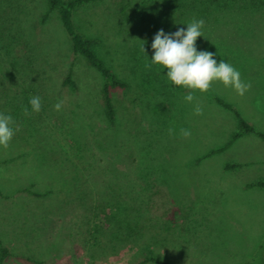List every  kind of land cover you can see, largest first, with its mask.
Listing matches in <instances>:
<instances>
[{
    "label": "rangeland",
    "instance_id": "rangeland-1",
    "mask_svg": "<svg viewBox=\"0 0 264 264\" xmlns=\"http://www.w3.org/2000/svg\"><path fill=\"white\" fill-rule=\"evenodd\" d=\"M3 7L12 18L0 24V113L15 122L0 147V238L13 253L3 264H138L143 247L172 264H264V187L255 185L264 140L247 133L227 144L237 120L216 102L264 132V0H99L74 9L77 31L125 84L111 90L112 122L102 76L72 54L54 12L43 18L44 0ZM193 19L204 20L198 50L238 69L251 84L244 96L221 82L203 93L175 86L151 64L155 34ZM70 64L75 88L61 85ZM85 195L111 199L109 223ZM132 199L138 234L128 233L133 211L120 208ZM87 225H107L115 237L99 247Z\"/></svg>",
    "mask_w": 264,
    "mask_h": 264
},
{
    "label": "clouds",
    "instance_id": "clouds-1",
    "mask_svg": "<svg viewBox=\"0 0 264 264\" xmlns=\"http://www.w3.org/2000/svg\"><path fill=\"white\" fill-rule=\"evenodd\" d=\"M203 27V19H193L186 28H177L172 33H165L163 29H160L151 44L154 50L151 64L167 69L166 77L175 86H183L203 93L209 91L214 82H221L225 87L232 88L238 95L244 96L250 90L251 84L242 80L240 71L224 60L217 61L215 52L198 50L196 42L204 35ZM142 51L145 52L144 46ZM145 67L150 68L151 65L146 64ZM194 99L191 91L184 97L188 103L193 102ZM29 103L34 112L38 113L42 108L39 96L32 97ZM62 107L63 101L54 105L57 111ZM24 113L28 114L27 107H24ZM194 114L203 115L202 107L197 105ZM14 123L11 115L0 113V147L8 148L15 134L12 127ZM174 131L170 128L169 134H174ZM180 134L185 138L191 136V132L187 129H181Z\"/></svg>",
    "mask_w": 264,
    "mask_h": 264
},
{
    "label": "trees",
    "instance_id": "trees-1",
    "mask_svg": "<svg viewBox=\"0 0 264 264\" xmlns=\"http://www.w3.org/2000/svg\"><path fill=\"white\" fill-rule=\"evenodd\" d=\"M3 1V2H2ZM99 0H44L45 3V14L43 18H46L50 12H54L57 15L59 25L64 31V33L67 36L69 49L75 56H81L86 63L93 68L95 71H97L102 76V86H101V97L103 100V106L107 113L108 120L112 122L114 120L113 116V107H112V97H111V90L117 87H124L125 84L123 81H120L117 79L115 74L110 70L108 66L105 65L104 61L95 53V51L92 48L93 39L84 37L81 35L77 29L75 28L74 21H73V11L77 7L94 3ZM211 2H220V0H208ZM7 3L10 2V0H6ZM4 0H0V24L2 25L4 23H8L12 16L6 12L5 8L3 7ZM8 5V4H7ZM6 5V6H7ZM10 5V4H9ZM16 18V17H15ZM42 18V19H43ZM72 73V64L69 65L67 68L66 74L63 77L61 81V85H68L71 88H75V82L71 77ZM216 102L223 106L224 108H227L230 110L233 115L235 116L237 120V130L232 133L230 140L227 144L231 143L233 140H235L238 136H241L245 133H253L255 135H258L261 139L264 140V132L257 131L253 128L252 125H250L247 121H245L240 114L232 107V105L222 101L219 98H216ZM223 148L220 147L217 150H222ZM255 185L264 187V179L258 181L255 183ZM22 190H29V187L23 188ZM1 195V192H0ZM110 198H101L99 201H95L93 198H88V196L85 195V198L83 200V204H87L88 208H90L91 212L98 209L99 214L103 215L104 220L106 223H109L108 217L106 215L107 210H111L113 207V204H111ZM127 202V200H126ZM131 204H121L120 208L127 211L128 209L133 211L131 215H129V221L132 223L130 227V232L132 234H138V219L141 216L139 213H137V207L134 205V200L132 199ZM115 207V203H114ZM117 209V206H116ZM112 211V210H111ZM109 211V212H111ZM135 211V212H134ZM108 212V211H107ZM124 213V212H123ZM126 213H124L125 216ZM114 220H118L117 218H114ZM120 221V220H119ZM108 225V224H107ZM107 225L104 226H90L87 225L86 232L89 234V238L95 239V243L99 245V247L102 246V241L107 240L108 242L112 241V239L115 237L116 231L114 230V235L112 236L113 230H111V227H107ZM122 225H117L116 230H119L122 228ZM130 235V234H128ZM127 235V236H128ZM124 235H120L118 238L123 237ZM143 250V251H141ZM137 252H141L140 254V260L138 264H142L144 262H150L153 264H172L168 262L167 260L161 259L154 255L150 250H147L146 248L138 249ZM143 252V253H142ZM13 255L11 249L5 245L3 240L0 238V264H3V262ZM36 264H43V263H36ZM242 264H251L248 261L243 262Z\"/></svg>",
    "mask_w": 264,
    "mask_h": 264
},
{
    "label": "crops",
    "instance_id": "crops-1",
    "mask_svg": "<svg viewBox=\"0 0 264 264\" xmlns=\"http://www.w3.org/2000/svg\"><path fill=\"white\" fill-rule=\"evenodd\" d=\"M245 134H247V133H245ZM253 134V133H252ZM258 182V181H257Z\"/></svg>",
    "mask_w": 264,
    "mask_h": 264
}]
</instances>
